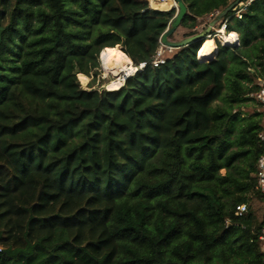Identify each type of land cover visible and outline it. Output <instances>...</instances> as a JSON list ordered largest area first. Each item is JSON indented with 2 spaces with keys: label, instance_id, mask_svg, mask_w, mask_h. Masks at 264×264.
Masks as SVG:
<instances>
[{
  "label": "trees",
  "instance_id": "trees-1",
  "mask_svg": "<svg viewBox=\"0 0 264 264\" xmlns=\"http://www.w3.org/2000/svg\"><path fill=\"white\" fill-rule=\"evenodd\" d=\"M154 1L0 0V264H262L263 114L230 127L264 76V0L240 19L231 0H182L180 26L219 12L239 45L207 57L197 39L157 67L177 11ZM113 48L146 68L83 89Z\"/></svg>",
  "mask_w": 264,
  "mask_h": 264
},
{
  "label": "rangeland",
  "instance_id": "rangeland-1",
  "mask_svg": "<svg viewBox=\"0 0 264 264\" xmlns=\"http://www.w3.org/2000/svg\"><path fill=\"white\" fill-rule=\"evenodd\" d=\"M144 1V0H143ZM236 0H231V3L235 2ZM150 3V2H148ZM172 4L174 5L173 1H172ZM151 9H155L153 6H158V7H164V5L162 4H158V3H153L151 4ZM158 10V9H157ZM177 11V9H176ZM217 15H208L206 17H203V18H199L197 20V25L196 27L193 29V30H187L185 29L184 27L182 26H179L178 29L176 30L174 36H172L171 38L173 39H176V41H180V40H183L185 39L184 35L186 33H189V32H193V31H196L198 34L199 33H202L204 32L208 27H211V23L216 21L214 23V25L211 27V30H210V34L209 36H207L205 38V40L208 41V44L209 42L212 40L213 41V47H212V51L210 52H207L208 54L206 55L207 57H210V53H212L214 51V49H216V52H217V49H218V45L221 44V45H228V46H235L237 47L239 45V33L237 31V29L235 28V30L231 31V32H227L225 31L224 34H226V36H231V33H235L236 36L233 34V37H235L236 39L238 38V42L235 44V43H232L234 42L236 39L232 37L233 40L231 41H226L225 38L226 37H219V38H216L213 34H214V31L215 29L219 28L220 27V23L221 21L219 20H216L217 18ZM233 24V23H232ZM175 37V38H174ZM229 42V44H228ZM119 48H121L119 46ZM113 50L116 52V54L118 56H121L119 53H118V50L117 48H113ZM122 50V49H121ZM178 49H174L171 53H168L167 54V57H170L172 54H174ZM103 52V51H102ZM216 52L214 53L213 57H215L216 55ZM202 54H204V51L202 52ZM102 55V53H101ZM101 55H100V69H99V72H98V75H92L90 77H87V76H84L83 77L85 78L84 81L80 80V74H78V79H79V82H80V85L83 89L85 90H108V91H112L109 89V84H111L112 81H114L116 78H117V75H116V72L114 70H112L111 68H109V66L107 65V62L105 60V55H104V59L103 61L101 62ZM199 55V53H198ZM123 57V56H121ZM124 58V57H123ZM125 59V58H124ZM126 64L127 66L130 68V69H134V65L132 63H130L128 60H126ZM250 62V61H248ZM258 70L260 69L259 67L257 68ZM135 72V69L133 71V73ZM133 73H131L130 75H133ZM129 75V76H130ZM123 84V83H122ZM121 84V85H122ZM120 85V87H121ZM119 87V88H120ZM221 106H224L226 108H230V105L226 102V100H220L218 102ZM256 112H259V108L258 106L256 105V103L254 102H246L242 107L241 109L238 110V114H237V120L235 122H233L231 124V127H230V131H231V135H230V139L233 141H235L237 138H238V133L241 131L242 129V119L243 118H248L252 115H254ZM241 119V120H240ZM232 150H246L248 149V145L245 144L243 146H240V145H236L234 142H233V146L231 147ZM248 161H249V154L248 153H244L241 158L238 160V164L241 168H247L248 167ZM222 173H225L224 170L221 171ZM250 209L252 210V212L254 213L255 217H256V220L257 222H262L264 221V198H253L251 200V206H250Z\"/></svg>",
  "mask_w": 264,
  "mask_h": 264
},
{
  "label": "built area",
  "instance_id": "built-area-1",
  "mask_svg": "<svg viewBox=\"0 0 264 264\" xmlns=\"http://www.w3.org/2000/svg\"><path fill=\"white\" fill-rule=\"evenodd\" d=\"M174 4L175 6L172 7L171 9H177L178 11V5L176 3L175 0ZM252 0H245V1H241L240 3H238L234 8V17H236L237 19H240L242 17V13L244 12V9L251 3ZM170 9V10H171ZM219 12H215L212 15H218ZM230 21L229 18L221 20L220 23V27L215 29L214 31V36L216 38H221L224 36V33L226 31V27H227V23ZM238 42V38L232 42V43H237ZM174 49L167 46L166 44H164L161 39L159 42V47L156 51L155 56L153 57L152 62L150 63L153 67H157L159 65H162L165 63L166 59H167V54L171 53ZM147 64L145 62L140 63L139 66L135 67V72L133 73V75L138 71V70H144L146 68ZM130 75V76H133ZM129 76V77H130ZM123 80V84L125 82V78L123 76L122 78ZM250 97L253 99V101L256 103V105L259 108V113L263 114V118H262V129L260 130L259 134H258V139L260 142V145L262 147V151L257 159L256 162V171L254 173V177L256 179V187L257 190L264 195V76L259 78L257 83H256V87L254 89V91L251 93ZM235 211H236V215L237 216H242L243 214H245L248 211V207L246 204H239L235 207ZM260 242H261V250L263 253V258H262V264H264V225L262 226L261 230H260Z\"/></svg>",
  "mask_w": 264,
  "mask_h": 264
},
{
  "label": "bare ground",
  "instance_id": "bare-ground-1",
  "mask_svg": "<svg viewBox=\"0 0 264 264\" xmlns=\"http://www.w3.org/2000/svg\"><path fill=\"white\" fill-rule=\"evenodd\" d=\"M173 0H155V3L158 4H162V5H166L167 2H171ZM174 3V1H173ZM150 4V3H149ZM151 6V5H150ZM175 4L173 6L170 7V9L172 7H174ZM152 8V7H151ZM225 38L226 41H231L233 40V33H231V36H226V34H224L223 38ZM235 38V37H233ZM229 44V42H228ZM213 47V41L211 40L209 42V44L206 45V47L204 48V54H202L203 56L207 55V52H211ZM105 60L107 62V65L109 66V68H111L112 70H114L116 72L117 78L111 82V84H109V89L110 90H117L119 89L120 85L123 83V76H129L131 73H133L134 69H130L127 64L126 61L123 57L118 56L116 54V52L112 49V50H107L105 52ZM122 86V85H121Z\"/></svg>",
  "mask_w": 264,
  "mask_h": 264
},
{
  "label": "water",
  "instance_id": "water-1",
  "mask_svg": "<svg viewBox=\"0 0 264 264\" xmlns=\"http://www.w3.org/2000/svg\"><path fill=\"white\" fill-rule=\"evenodd\" d=\"M177 5H178V13L175 17V20L173 22V24L171 25V27L162 35L161 37V41L166 44L167 46L173 48V49H179L182 48L184 46H187L190 42L197 40V39H205L207 36H209L210 34V30L211 27L214 25V22L211 23V27H208L204 32L199 33L193 37H188L185 38L183 40L180 41H171L168 39L169 36H171L175 30L177 29V27L180 26L181 24V20L184 16V14L186 13V8L185 5L183 4L182 0H175ZM242 0H237L233 3H231L226 9H225V13L229 12L230 10H232L238 3H240ZM170 10V9H169ZM129 76H124L125 79H127Z\"/></svg>",
  "mask_w": 264,
  "mask_h": 264
},
{
  "label": "crops",
  "instance_id": "crops-1",
  "mask_svg": "<svg viewBox=\"0 0 264 264\" xmlns=\"http://www.w3.org/2000/svg\"><path fill=\"white\" fill-rule=\"evenodd\" d=\"M177 13H178V11H177ZM177 13H176V15H177ZM170 27H171V26H170ZM170 27H169V28H170ZM169 28H168V29H169ZM168 29H167V30H168ZM177 29H178V27H177ZM177 29H176V30H177ZM167 30H166V31H167ZM176 30H175V32H176ZM166 31H165V32H166ZM175 32H174L171 36L168 37L169 40H171V41H176V39L171 38L172 36H174ZM233 34L236 36L235 33H233ZM174 38H175V37H174ZM235 39H236V38H235ZM214 50H215V49H214ZM212 53H213V52H212ZM212 53H210V55H211ZM205 56H206V55H205Z\"/></svg>",
  "mask_w": 264,
  "mask_h": 264
}]
</instances>
